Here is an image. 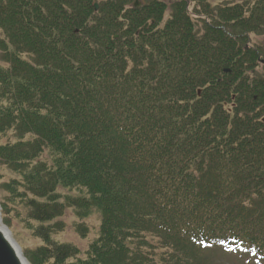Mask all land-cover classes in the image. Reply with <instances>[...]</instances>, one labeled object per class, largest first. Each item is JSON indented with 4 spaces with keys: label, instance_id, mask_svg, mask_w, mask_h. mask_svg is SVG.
Wrapping results in <instances>:
<instances>
[{
    "label": "trees",
    "instance_id": "16d2710c",
    "mask_svg": "<svg viewBox=\"0 0 264 264\" xmlns=\"http://www.w3.org/2000/svg\"><path fill=\"white\" fill-rule=\"evenodd\" d=\"M139 3L0 0V133L18 137L0 163L19 173L43 243L23 254L213 264L221 248L264 264V50L249 45L264 0ZM66 208L100 217L84 259L51 240Z\"/></svg>",
    "mask_w": 264,
    "mask_h": 264
},
{
    "label": "rangeland",
    "instance_id": "374dc122",
    "mask_svg": "<svg viewBox=\"0 0 264 264\" xmlns=\"http://www.w3.org/2000/svg\"><path fill=\"white\" fill-rule=\"evenodd\" d=\"M133 2L135 0H132ZM144 0H138V2ZM169 6L173 0H160ZM239 0H208L212 7L224 4H235ZM199 10L196 2L190 3L188 11L192 14V18L198 17L195 14ZM167 15L165 14L164 20ZM196 21V20H194ZM197 22V21H196ZM250 46L260 45L264 50V29L260 35L251 34ZM0 39H4L0 31ZM2 53L0 51V67L5 69L7 64L2 62ZM23 59L28 57L24 54ZM255 73L264 78V64L255 67ZM6 106L5 101H1L0 105ZM18 141L13 129L6 130L0 133V146L12 144ZM42 162L51 164L52 158L48 150L40 155L39 158ZM9 186V188H6ZM57 193L62 197L65 195L78 197L80 192L76 189H57ZM62 200V199H61ZM26 190L19 173L13 171L9 166L0 163V222L8 231L10 237L18 245L22 252L33 251L38 247L43 246L41 239L34 236V231L38 224L28 218V208L25 205ZM61 222L63 228L59 232L51 234V240L57 244H71L75 246L79 255L78 258L84 259L89 246L97 239L100 228V217L97 213L93 212L91 215L84 219L75 216L73 209L66 208L63 215L56 220ZM209 260L213 264H252L249 262L248 257L243 253L234 251H227L221 248H216L211 251ZM48 264H53L49 262Z\"/></svg>",
    "mask_w": 264,
    "mask_h": 264
},
{
    "label": "water",
    "instance_id": "95a60500",
    "mask_svg": "<svg viewBox=\"0 0 264 264\" xmlns=\"http://www.w3.org/2000/svg\"><path fill=\"white\" fill-rule=\"evenodd\" d=\"M134 6H138L137 1H135ZM94 8L97 10V5H95ZM0 225L6 231L5 233L9 235L8 231L1 224V222ZM11 240L12 242L4 235V233L0 231V264H29V262L21 253L18 245L13 241L12 238Z\"/></svg>",
    "mask_w": 264,
    "mask_h": 264
},
{
    "label": "bare ground",
    "instance_id": "6f19581e",
    "mask_svg": "<svg viewBox=\"0 0 264 264\" xmlns=\"http://www.w3.org/2000/svg\"><path fill=\"white\" fill-rule=\"evenodd\" d=\"M0 231L2 232V233H4V235L12 242V240H11V238L9 237V235L8 234H6L5 232V230L1 227V225H0Z\"/></svg>",
    "mask_w": 264,
    "mask_h": 264
}]
</instances>
